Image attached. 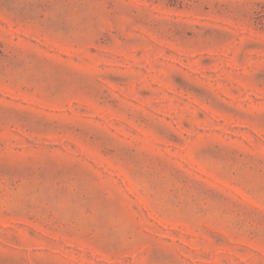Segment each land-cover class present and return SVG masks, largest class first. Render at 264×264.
Instances as JSON below:
<instances>
[{
  "label": "rangeland",
  "instance_id": "1",
  "mask_svg": "<svg viewBox=\"0 0 264 264\" xmlns=\"http://www.w3.org/2000/svg\"><path fill=\"white\" fill-rule=\"evenodd\" d=\"M0 264H264V0H0Z\"/></svg>",
  "mask_w": 264,
  "mask_h": 264
}]
</instances>
